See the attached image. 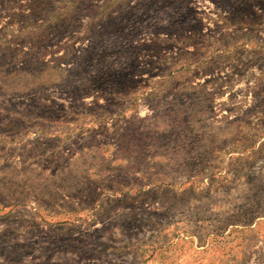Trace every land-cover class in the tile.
<instances>
[{
	"label": "rangeland",
	"instance_id": "374dc122",
	"mask_svg": "<svg viewBox=\"0 0 264 264\" xmlns=\"http://www.w3.org/2000/svg\"><path fill=\"white\" fill-rule=\"evenodd\" d=\"M136 2L0 0V264H264V0Z\"/></svg>",
	"mask_w": 264,
	"mask_h": 264
},
{
	"label": "flooded vegetation",
	"instance_id": "af4514ba",
	"mask_svg": "<svg viewBox=\"0 0 264 264\" xmlns=\"http://www.w3.org/2000/svg\"><path fill=\"white\" fill-rule=\"evenodd\" d=\"M135 1H137L136 3H141L142 5L144 4V2H146V1H149V0H123V3H125V4H127V3H130V4H134V2ZM159 1H161V0H159ZM165 1H167L168 3H172V4H174V3H184V4H186L188 7H189V9L191 8L190 6H193L192 7V9H190V10H192V12L195 14V16H197V15H199V16H197L198 17V21H200L199 22V24H200V32H201V36H203V37H205L206 35L205 34H203V30H205V27H203L202 25H203V23H204V15H205V12H203V9H204V3L206 2V0H165ZM164 0H163V2H165ZM109 4H111V2H108V5ZM159 4V3H158ZM108 5H106V6H108ZM105 6V7H106ZM132 7H133V9H139L138 7V4H135V5H132ZM159 10H162L163 11V14H167V18L168 19H171L170 17H171V15H175L176 14V12H179V11H181V8H179V9H176V7H174V5L173 6H169V7H167V8H157L156 10H155V12L158 14V12H159ZM139 11H143L142 9H140ZM136 13H137V11H136ZM159 15V14H158ZM155 21V20H154ZM157 21H158V19H157ZM156 25L158 26V23L156 22V23H154V29L153 28H148V29H143V28H140V29H135L134 31H131V33L133 32L134 34L136 33V32H138V33H136V34H141V35H159L160 33H162L163 31H160V29L159 28H156ZM202 26V27H201ZM124 31H125V29H123V33H124ZM189 32V31H188ZM166 34H168V35H171V34H173L174 35V33H173V31H168V32H166ZM149 41H151V39H148ZM169 40H170V38H169ZM142 41H144L143 39H142ZM157 49V48H156ZM157 56L159 55V50L158 51H156V53H155ZM155 55V56H156ZM178 59H176V60H172L171 61V63L174 65V63L177 61ZM137 66H138V68L139 69H143V70H146L149 66H146V64L145 65H142L141 63H138L137 64ZM151 66H153V64L151 65ZM144 75H142V77H143ZM136 78H140V75L139 76H135Z\"/></svg>",
	"mask_w": 264,
	"mask_h": 264
}]
</instances>
